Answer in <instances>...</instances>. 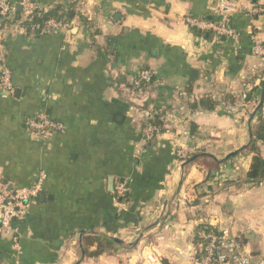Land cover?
Listing matches in <instances>:
<instances>
[{
	"label": "crops",
	"instance_id": "1",
	"mask_svg": "<svg viewBox=\"0 0 264 264\" xmlns=\"http://www.w3.org/2000/svg\"><path fill=\"white\" fill-rule=\"evenodd\" d=\"M31 1L74 3L75 16L39 35L0 24V73L13 86L0 89V190L41 179L26 219L0 231V264H192L202 224L264 258V60L254 54L264 12H250L264 4L229 0L219 13L222 0ZM188 18L225 23L236 38ZM144 71L152 83L130 87ZM39 113L63 131L33 135L25 121ZM151 114L159 133L146 140ZM255 156L263 174L249 178ZM87 238L113 243L87 256L97 248Z\"/></svg>",
	"mask_w": 264,
	"mask_h": 264
},
{
	"label": "built area",
	"instance_id": "2",
	"mask_svg": "<svg viewBox=\"0 0 264 264\" xmlns=\"http://www.w3.org/2000/svg\"><path fill=\"white\" fill-rule=\"evenodd\" d=\"M246 1V0H245ZM262 5L264 0H258ZM23 11V16L27 17L33 11L38 9V5L31 0H21L19 2ZM228 8L233 9L229 0H222L219 6L218 12H227ZM16 11V4L8 2L6 0H0V19L13 18ZM251 14L264 12L261 6H255L250 9ZM186 23L189 27L199 29L201 31H213L218 36H226L230 39L236 38L235 31L227 24L210 23L204 20L188 18ZM70 23L65 25H70ZM60 22L49 20L45 23L42 29L43 34H47L56 31L64 27ZM22 27V26H21ZM24 29V27H22ZM254 54L261 60H264V53L261 47V43L255 40ZM152 83V77L150 72L144 71L134 81L133 86L135 88L150 85ZM156 85V83H154ZM0 89L4 95H9L13 91L10 73L8 70H2L0 73ZM180 96L185 94L181 91ZM138 98V96L136 97ZM151 114L148 118L152 120ZM26 128L35 136L40 139H46L51 134L60 133L63 131V126L59 123H55L47 119L44 113H39L35 117L27 119L25 121ZM159 133V127L155 125H147L143 128V134L146 140H151L155 135ZM177 156L180 159H184L186 154L182 151L177 152ZM41 188V179L29 188H22L16 190L14 193H6L0 190V231L6 235L15 231L17 222L23 221L28 213L30 201L37 196ZM117 192L122 195L125 189L121 186L117 187ZM198 237L202 240L198 244L199 257L192 260V264H264V258L253 260L243 249L241 243L237 241L228 231L217 232L213 229L208 231L202 230L197 233Z\"/></svg>",
	"mask_w": 264,
	"mask_h": 264
},
{
	"label": "trees",
	"instance_id": "3",
	"mask_svg": "<svg viewBox=\"0 0 264 264\" xmlns=\"http://www.w3.org/2000/svg\"><path fill=\"white\" fill-rule=\"evenodd\" d=\"M74 16H75L74 3L62 2V3L57 4L53 9H51L49 11L43 9L41 6H38V9L36 11H33L27 17L23 16V13L16 10L13 18L3 19V20L0 19V24L2 26H9L11 24H19L20 26H22L26 29L28 34L39 35L42 32V29L45 26V23L47 21L53 20V21H57V22H60L63 25H65V24L70 23V21L72 20V18ZM130 87L133 88L134 86L131 85ZM143 87H144V84H142L140 87H137L136 89L138 91H141V90L144 91ZM152 119H153L152 125H159L160 124L159 123V121H160L159 117L154 116ZM261 166H262L261 160L259 159L258 156H255L253 158V163L251 164V168L248 172V177L249 178H255L257 175L258 176L262 175L263 171L262 172L259 171ZM217 167H218V165H216V168ZM23 221H19L17 223H21ZM209 229H211V228L207 225H204V224L199 225L197 227V229L195 231V235H194V239H195L194 242H195V245L197 246V251H195L193 259H195L196 257H199V255H200L198 244L200 242H202V240L198 237L197 233L199 231H202V230L208 231ZM108 241L109 240H106V239L96 240L95 238L85 239V246H91L93 244H97L96 250L93 252H89L86 255L87 256H98V255H100L103 251V246H107V245H110L113 243L112 241H109V242Z\"/></svg>",
	"mask_w": 264,
	"mask_h": 264
},
{
	"label": "water",
	"instance_id": "4",
	"mask_svg": "<svg viewBox=\"0 0 264 264\" xmlns=\"http://www.w3.org/2000/svg\"><path fill=\"white\" fill-rule=\"evenodd\" d=\"M18 9H20V7H18ZM263 100H264V88L262 90V93H261V97H260V101H259V104H258V109L261 108L262 104H263ZM111 184V187H112V182H110ZM115 243H121L120 240L116 239V238H113L112 239Z\"/></svg>",
	"mask_w": 264,
	"mask_h": 264
},
{
	"label": "rangeland",
	"instance_id": "5",
	"mask_svg": "<svg viewBox=\"0 0 264 264\" xmlns=\"http://www.w3.org/2000/svg\"><path fill=\"white\" fill-rule=\"evenodd\" d=\"M165 217V216H164Z\"/></svg>",
	"mask_w": 264,
	"mask_h": 264
}]
</instances>
